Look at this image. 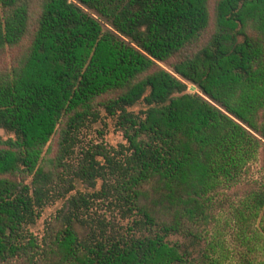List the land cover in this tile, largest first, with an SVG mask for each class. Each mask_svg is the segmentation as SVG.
<instances>
[{"label":"trees","instance_id":"trees-1","mask_svg":"<svg viewBox=\"0 0 264 264\" xmlns=\"http://www.w3.org/2000/svg\"><path fill=\"white\" fill-rule=\"evenodd\" d=\"M5 53L0 264H264V0H0Z\"/></svg>","mask_w":264,"mask_h":264},{"label":"rangeland","instance_id":"rangeland-1","mask_svg":"<svg viewBox=\"0 0 264 264\" xmlns=\"http://www.w3.org/2000/svg\"><path fill=\"white\" fill-rule=\"evenodd\" d=\"M71 1H76V0H71ZM89 13L93 14L96 16L102 24L106 28H110V24L102 18L98 13H96L93 10L86 9ZM13 58L12 53H5L0 59V70L5 69L6 67H9L11 64V60ZM163 67L166 69L173 71V68L166 63H161ZM1 72V71H0ZM189 86V91L190 92H199L198 87L195 84H192L190 82H187ZM143 108L142 104H139L138 106L134 107V110H139ZM15 137L14 133L5 130L4 128H0V139L6 140L8 138ZM126 140L123 136V132L118 130L116 127L115 121L112 119H109L105 115V113L102 114V118L98 120L97 122L93 123L89 127L85 128L83 131V142H82V147H87L90 144H104L107 147H118L120 143H125ZM58 140L54 139L49 146L46 147L47 149H50L51 151L49 152L50 156H54L55 153L58 150ZM81 147V148H82ZM79 148L77 150V157L82 156V150L80 151ZM46 153V152H45ZM101 183H98L97 188H100ZM77 190L78 191H83V192H92L94 188H88L84 183H79L77 185ZM63 202H57L55 204L47 206L43 213L42 217L37 221V223L34 226H31L30 230L37 236L42 237L45 233V229L47 228V225L50 221L54 219L56 216L57 211L62 207ZM99 205V206H98ZM96 210H99V213L101 214H106L108 217L111 216L109 211H106V208L103 206L102 202H99L96 204ZM123 225H126L128 223V220L122 221L121 222Z\"/></svg>","mask_w":264,"mask_h":264}]
</instances>
